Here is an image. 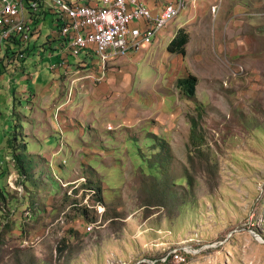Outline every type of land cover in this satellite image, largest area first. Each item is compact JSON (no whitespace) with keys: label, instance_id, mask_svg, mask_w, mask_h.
<instances>
[{"label":"rangeland","instance_id":"1","mask_svg":"<svg viewBox=\"0 0 264 264\" xmlns=\"http://www.w3.org/2000/svg\"><path fill=\"white\" fill-rule=\"evenodd\" d=\"M205 10L196 32L191 38L188 33L190 52L182 56L152 46L142 51L151 52L143 62L125 59L117 65L111 72L116 85L98 83L97 107L110 121L103 127L112 143L95 145L112 166L90 163L80 175L103 188L106 199L89 184L98 191L89 203L86 191L73 198L87 202L73 208L74 226L63 231L61 212L48 217L55 236L43 245L26 228L0 232V264H126L143 242L150 243L149 257L159 258L192 239L197 241L188 245L203 253L190 264H264V0H213ZM125 66L132 68L126 82ZM190 75L199 79L195 97L178 83ZM90 104L84 102L85 112ZM115 117L129 121L118 126L111 123ZM83 129L89 133L88 123ZM61 139L58 153L66 146ZM18 170L28 177L24 185L33 190L32 201L39 202L40 182L50 193L65 195L63 172L43 169L34 178L35 167L22 162ZM0 189L8 198L2 174ZM0 203L1 216L15 212L13 206L7 211L1 194ZM91 224L99 232L94 236L117 247L115 254L108 257L94 236L81 238L75 229Z\"/></svg>","mask_w":264,"mask_h":264},{"label":"crops","instance_id":"2","mask_svg":"<svg viewBox=\"0 0 264 264\" xmlns=\"http://www.w3.org/2000/svg\"><path fill=\"white\" fill-rule=\"evenodd\" d=\"M67 1L74 3L78 0ZM98 1L86 0V3L94 5ZM141 1L154 16H157L177 0ZM186 1L188 2L186 9L162 30L154 44L145 47V50L152 46H164L167 50L168 45L180 30L189 33L190 38L193 36L198 21L202 17L205 18V8L212 6L213 0ZM1 4L0 0V7ZM29 22L32 31L24 50H21L22 45L18 36H13L10 40L3 42L0 47V174L3 175L8 198L1 189L0 194L7 211L9 206H13L15 209V212L9 210L7 216L0 215V232L19 233L21 228L23 230L26 228L32 234L31 238L39 245H43L52 241L55 236V223L48 221V217H55L57 213L61 212L64 215L62 220L66 225L63 231L66 232L67 228L74 226L70 223V220L76 216L74 207L86 205L85 201L89 203L98 190H102L106 199L103 188L97 187L89 179L88 181L81 179L83 176L80 175L81 168L90 166V163L95 164L98 168L102 164L107 165V169L112 166V162H106L108 158L102 153L98 144L95 145V143L101 142L112 143L108 137V130L104 128L110 121L101 118L102 114L97 107L99 105L98 83L103 84L109 80V87H113L116 85L117 77L111 75V72L117 70V65L120 62L125 59L143 62L151 52H142L143 49L137 54H131L119 61L111 62L105 76L102 77L97 58L91 50L83 51L79 58L70 54L66 43L59 39L58 18L47 4L42 5L39 13L32 15ZM136 25H142V22H137ZM189 46L190 42L186 45V52H190ZM21 53L24 54V58L19 57ZM131 72L132 68L125 66L124 82L127 81L128 74ZM100 78L102 80H99ZM94 100H97L96 104ZM88 101L91 104L85 112L84 102L88 103ZM12 111L14 116L10 117L8 114ZM10 118L16 121L7 125ZM102 121L104 123H101ZM128 121L127 118L117 120L115 117L111 123L120 126ZM85 123H88L89 126L88 134L83 129ZM86 135L88 138L85 137ZM61 138L65 139L66 146L58 153ZM84 145L87 146L85 151ZM14 153L16 155L14 158L15 169L18 170L20 162L23 166L35 167L34 173H32L34 178L42 176L41 170L43 169H50L54 173L63 172L66 177L64 183L69 184L64 190L65 195L58 196L59 193L56 195L50 193L45 189L46 184L40 182L41 187L37 191L39 202H34L30 199L33 190L28 187L27 183L26 193L22 197L15 194L16 199L12 200L14 197L7 188V178L13 170L11 162L6 158L11 156L9 154L14 157ZM88 153L97 154L99 157L87 159L83 154L87 155ZM64 161L66 164H63ZM42 164L46 167L37 168ZM69 164L75 170L68 169ZM72 171L79 173L80 176H67ZM95 173L100 175L99 171ZM89 184L99 189L89 188ZM72 190H74L73 194ZM83 191L87 193L85 201L80 204L75 203L73 198H81ZM0 205L3 208L2 203ZM26 208L32 210L30 211L33 215L30 218L25 217V214L22 213ZM97 208H101L99 203ZM16 214L18 216H15ZM75 229L81 238L92 237L95 233L99 234V232L89 233L87 227L84 228L82 225L75 226ZM35 231L43 232L45 235L37 238ZM93 242L101 246L100 249L108 252V257L117 251V247L111 245L110 241H100L99 235L94 236ZM141 245L139 248L141 250L135 247L134 251L129 252L131 259L126 264H138L144 259L155 258L149 257L152 251L149 242H143Z\"/></svg>","mask_w":264,"mask_h":264},{"label":"built area","instance_id":"3","mask_svg":"<svg viewBox=\"0 0 264 264\" xmlns=\"http://www.w3.org/2000/svg\"><path fill=\"white\" fill-rule=\"evenodd\" d=\"M1 3L0 47L3 42L18 36L21 50H24L32 31L29 20L32 15L39 13L42 5L47 4L58 18L59 39L66 43L70 54L79 58L83 51L91 50L97 58L102 77L111 62L137 54L153 45L160 32L188 6L186 0H177L161 14L154 16L141 0H99L94 5L86 3V0L74 3L67 0H1ZM216 8L213 6L212 10ZM137 22H142V25H136ZM19 57L24 58V54L21 53ZM7 161L11 162L13 170L7 178V188L22 196L28 177L15 169L14 158L7 157ZM56 179L60 184L57 176ZM61 185L69 186L66 183ZM99 212L105 211L101 207ZM24 214L27 218L32 215L28 209ZM95 228V224H91L87 231L91 233ZM254 234L257 237L258 234ZM194 241L197 239L169 248L166 256L154 260L144 259L138 264H190L192 257L203 253V250L188 245Z\"/></svg>","mask_w":264,"mask_h":264},{"label":"trees","instance_id":"4","mask_svg":"<svg viewBox=\"0 0 264 264\" xmlns=\"http://www.w3.org/2000/svg\"><path fill=\"white\" fill-rule=\"evenodd\" d=\"M189 42V34L185 30H180L174 39L170 42L167 47L168 52L173 54H180L184 56L186 54V45ZM179 86L183 89L186 94L190 97H195L197 93V86L199 83L198 77L190 75L187 78L179 80ZM197 125L193 124V135L196 133Z\"/></svg>","mask_w":264,"mask_h":264},{"label":"bare ground","instance_id":"5","mask_svg":"<svg viewBox=\"0 0 264 264\" xmlns=\"http://www.w3.org/2000/svg\"><path fill=\"white\" fill-rule=\"evenodd\" d=\"M102 211H105L104 209Z\"/></svg>","mask_w":264,"mask_h":264}]
</instances>
